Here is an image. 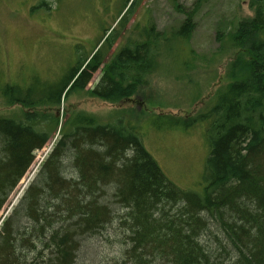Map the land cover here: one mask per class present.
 Listing matches in <instances>:
<instances>
[{
	"label": "trees",
	"instance_id": "16d2710c",
	"mask_svg": "<svg viewBox=\"0 0 264 264\" xmlns=\"http://www.w3.org/2000/svg\"><path fill=\"white\" fill-rule=\"evenodd\" d=\"M116 1L103 3L105 14ZM138 4L122 0L97 45L89 53L77 46L75 60L48 93L37 96L31 82L0 83L6 102L29 110L0 117V211L34 152L59 127L56 118L30 108L58 106L83 91L100 67L91 96L111 103L131 98L164 53L189 41L195 25L186 14L172 33L143 26L139 38L105 61L116 27ZM249 7L253 16L226 36L248 57L245 77L221 90L207 111L180 121L203 129L208 156L199 191L168 180L136 128L73 116L2 220L0 264H84L85 258L100 264L98 257L113 245L120 247L121 264H264V0H250Z\"/></svg>",
	"mask_w": 264,
	"mask_h": 264
},
{
	"label": "rangeland",
	"instance_id": "374dc122",
	"mask_svg": "<svg viewBox=\"0 0 264 264\" xmlns=\"http://www.w3.org/2000/svg\"><path fill=\"white\" fill-rule=\"evenodd\" d=\"M121 1L105 14L102 5L107 0H0V83L31 82L37 96L48 93L60 84L75 60L77 46L89 53L97 45L102 28L113 24ZM249 2L139 0L122 26L116 27V41L105 61L127 40L139 38L138 32L146 26L172 33L186 14H191L195 25L189 41L179 44L170 55L164 53L156 70L131 98L111 103L91 96L90 90L102 75L100 67L83 91L69 94L58 106L30 108L56 118L59 127L45 146L34 152L31 165L0 211V226L60 139L58 129L77 115L89 116L100 124L121 122L136 128L145 150L166 178L183 191H199L208 156L203 129L180 121H191L207 111L221 90L245 77L248 57L226 43V36L238 22L253 16ZM6 101L0 95V117H18L28 110ZM101 239L107 241L106 237ZM118 246L105 247L97 261L123 263ZM83 263L95 264L88 258Z\"/></svg>",
	"mask_w": 264,
	"mask_h": 264
}]
</instances>
